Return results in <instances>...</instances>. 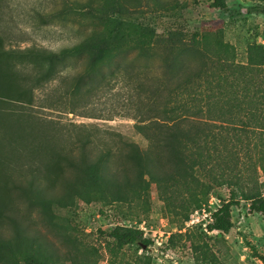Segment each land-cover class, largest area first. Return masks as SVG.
<instances>
[{
	"label": "trees",
	"instance_id": "trees-1",
	"mask_svg": "<svg viewBox=\"0 0 264 264\" xmlns=\"http://www.w3.org/2000/svg\"><path fill=\"white\" fill-rule=\"evenodd\" d=\"M212 6L225 8V3L214 0ZM130 9L124 0L68 5L66 12L87 20L89 28L78 42L57 49L36 44L3 49L0 33V60L5 62L0 64L4 264H57L55 250L31 233L6 198L9 192L50 216L53 205L66 207L75 200L130 203L154 185L165 206L184 212V220L215 194L221 203L206 227L222 233L233 227L231 210L241 201L264 214L263 48L248 46V66H214L203 56L218 51L208 43L201 51L199 31L175 26L158 32L131 19ZM186 53L202 54V61L197 67L184 65ZM130 54L157 56L161 75L149 65L120 59ZM8 56L20 60L19 71L11 70ZM78 60L81 69L66 73L71 61ZM6 70L13 72V86ZM9 104L24 106L23 112L9 110ZM103 104L112 107L101 108ZM34 106L69 113L80 108L82 116L96 119H130L146 147L94 125L64 128L32 112ZM220 190H227V199ZM6 226H11V236L4 234ZM105 234L118 245L152 244L133 227L116 225Z\"/></svg>",
	"mask_w": 264,
	"mask_h": 264
},
{
	"label": "rangeland",
	"instance_id": "rangeland-1",
	"mask_svg": "<svg viewBox=\"0 0 264 264\" xmlns=\"http://www.w3.org/2000/svg\"><path fill=\"white\" fill-rule=\"evenodd\" d=\"M90 1L3 0L0 9L2 48L23 49L36 44L57 49L78 42L88 30L89 22L74 17L66 9L68 5H83ZM213 1L124 0V3L131 8V19L150 25L158 32L175 26L190 33L199 31L201 51L206 43L218 51V54L208 56L186 53L184 65L197 67L203 56L206 63L214 66L218 62L248 66V46L259 45L264 50V0H223L225 8L213 7ZM212 44L220 45V50ZM120 59L149 65L155 75H161L157 56L146 58L130 54ZM6 61L12 71L20 70V60L8 56ZM3 62L0 60V64ZM71 62L66 73L81 69L82 61ZM11 70L4 72L13 86ZM8 107L20 113L24 109L16 104ZM110 107V104L101 105L105 109ZM31 110L45 121L64 128H70L72 124L94 125L101 130L120 133L141 149L146 147V141L134 131L133 121L127 118L85 117L80 108L73 113L38 106ZM217 193L223 199L228 197L227 190ZM6 198L17 206L18 216L31 233L45 238L55 250L57 264H264V214L250 210L249 204L243 201L231 210L233 227L222 233L208 231L206 227L211 213L221 203L215 194H211L200 208L191 210L187 220H184V212H171L165 206L154 185L149 194L130 203L75 200L66 207L53 205L50 216L16 193L9 192ZM116 225L140 229L152 244L149 247L116 244L105 234ZM3 232L6 237L11 236V226L4 227ZM0 264H4L1 259Z\"/></svg>",
	"mask_w": 264,
	"mask_h": 264
}]
</instances>
